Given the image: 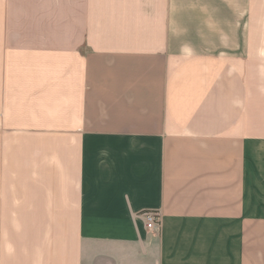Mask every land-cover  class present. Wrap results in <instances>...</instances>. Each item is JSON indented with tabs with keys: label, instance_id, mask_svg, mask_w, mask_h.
<instances>
[{
	"label": "crops",
	"instance_id": "obj_1",
	"mask_svg": "<svg viewBox=\"0 0 264 264\" xmlns=\"http://www.w3.org/2000/svg\"><path fill=\"white\" fill-rule=\"evenodd\" d=\"M0 264H264V0H0Z\"/></svg>",
	"mask_w": 264,
	"mask_h": 264
},
{
	"label": "built area",
	"instance_id": "obj_2",
	"mask_svg": "<svg viewBox=\"0 0 264 264\" xmlns=\"http://www.w3.org/2000/svg\"><path fill=\"white\" fill-rule=\"evenodd\" d=\"M143 217H144V221H145V225L147 229L151 230V229L158 228L160 224V219L157 213L152 212V211L145 212L143 214Z\"/></svg>",
	"mask_w": 264,
	"mask_h": 264
}]
</instances>
